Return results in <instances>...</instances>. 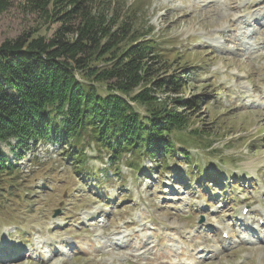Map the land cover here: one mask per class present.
Listing matches in <instances>:
<instances>
[{
	"label": "rangeland",
	"instance_id": "1",
	"mask_svg": "<svg viewBox=\"0 0 264 264\" xmlns=\"http://www.w3.org/2000/svg\"><path fill=\"white\" fill-rule=\"evenodd\" d=\"M104 1L132 7L151 29L152 78L184 81L157 97H197L183 143L162 170L161 159L134 169L129 153L109 160L90 144L84 162L96 177L61 153L69 145L0 144L18 168L0 184V264H264V228L246 223L264 216V0ZM0 2V43L59 26L26 0ZM210 239L213 251L195 255Z\"/></svg>",
	"mask_w": 264,
	"mask_h": 264
},
{
	"label": "trees",
	"instance_id": "2",
	"mask_svg": "<svg viewBox=\"0 0 264 264\" xmlns=\"http://www.w3.org/2000/svg\"><path fill=\"white\" fill-rule=\"evenodd\" d=\"M26 1L59 26L49 38L27 33L0 43V144L69 145L61 153L74 156L85 173L90 144L109 160L129 153L130 168L157 158L162 163L154 170L168 169L175 142L183 143L185 112L197 106V97H174L173 106L157 97L177 93L184 81L152 78L159 43L147 36L149 27L137 25L135 10L104 0ZM180 151L189 162L186 149ZM17 170L0 149V184L16 180ZM188 174L201 178L193 168Z\"/></svg>",
	"mask_w": 264,
	"mask_h": 264
}]
</instances>
